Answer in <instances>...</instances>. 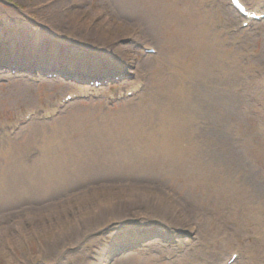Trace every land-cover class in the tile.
I'll return each mask as SVG.
<instances>
[{
    "label": "rangeland",
    "instance_id": "rangeland-1",
    "mask_svg": "<svg viewBox=\"0 0 264 264\" xmlns=\"http://www.w3.org/2000/svg\"><path fill=\"white\" fill-rule=\"evenodd\" d=\"M182 1L207 5L216 21L212 35L217 32L218 49L231 61L232 88L199 83L201 110L177 108L178 126L164 110L165 97L158 108L149 103L175 76L177 64L166 59L180 49L174 21L147 14L140 0H0V54L34 52L43 62L61 57L64 66L78 60L80 69L91 57L102 62L99 70L117 69L121 76L99 96L56 108L67 82H23L0 63V264H223L232 253L231 264H264V20L242 27L237 16L228 20V0L214 6L212 0ZM135 80L143 83L139 92L107 98ZM29 108L39 115L10 130ZM174 127L191 135L182 137ZM151 133L180 156L165 173L150 165L141 171L146 180L125 186L113 177L123 147ZM195 145L209 162L200 171L192 165ZM231 186H247L261 209L234 207ZM48 192L54 197L42 200ZM149 243L154 246L141 252Z\"/></svg>",
    "mask_w": 264,
    "mask_h": 264
},
{
    "label": "bare ground",
    "instance_id": "bare-ground-1",
    "mask_svg": "<svg viewBox=\"0 0 264 264\" xmlns=\"http://www.w3.org/2000/svg\"><path fill=\"white\" fill-rule=\"evenodd\" d=\"M140 1L146 6L145 12L147 14L158 16L159 21H174L175 31L178 33V46L180 48L179 51L175 53V55L166 54V59L168 60L170 65L177 64V67L175 69V76L169 78L171 88L165 92H162V95H160L158 92H155V96L151 99V102L149 103L154 105L155 108H158L159 105L156 103V101L159 98H161L162 100L165 97L166 102H164L163 105L164 110H166V114L170 117L171 121L175 125L180 126L178 121L179 114L177 113V108H181V112L190 111L193 114H197V112H200L201 110V105H203L204 103V98L198 90L199 83H211L215 80L214 82L218 83L219 87H226L228 88V90L232 88V84L228 80V76L230 75L229 73L231 61L227 60V58L223 56L218 49L220 43L217 41V32L215 31L212 35V30L216 25V21L215 19H212V17L207 13L208 9L206 8V4L198 2L185 3L182 0ZM215 3L216 2L212 0L210 2V6H214ZM223 4L224 3H222V5ZM118 6L121 7V4H118ZM226 11L228 13V20L238 16L230 6L226 7ZM233 12L235 14H233ZM202 13H204V15ZM163 17H165L166 19L164 20ZM86 35L91 37V34ZM170 46L172 47L174 46V44L172 43L170 44ZM50 47H53V45ZM51 53H48L47 55H54L58 57L55 51H52ZM58 59H60V61L58 62V68L62 70L63 66L65 65L64 60H62L61 57H58ZM0 61L4 62L2 59H0ZM6 61L7 63H12L14 65L16 64L15 67H18L17 62L15 60H12L11 58H6ZM100 64H102V62H100L98 59H94L91 57L85 60H81V67H83V69L94 68V66L99 68ZM70 66L71 61H69L67 67ZM25 69L26 71H28L29 67ZM20 76H23L21 78V81L28 83L27 75L22 73L16 75V77ZM169 93H173V95L170 96ZM177 93L180 95V97H177ZM38 110V108L35 109V111ZM168 111H170L171 113L174 111V115H171ZM174 128H176V132L177 129L180 132V128ZM191 131L192 130L186 129L183 131L181 129L180 134L182 135V137L183 134L191 135ZM174 133L175 132L173 131L168 132L169 135H173ZM155 134L156 133H151L152 137L146 136L144 134H137L136 138H133L134 147L130 149H126L125 147H123L124 155L121 156L120 165L115 164V173H113V177L116 176L115 178H121L123 182H126L125 186H128L129 184L133 183L134 179L135 181H139L143 178H145L146 180L147 175L143 174L141 171L145 168L148 169L147 167L150 165L153 168H160L161 170H167L166 167L171 166L172 158L176 159L180 156V153L176 151L175 158L173 156V148L168 149L166 143L162 141L157 142L155 138L154 140H152ZM209 146L210 144L208 145V147ZM202 149L203 148L198 147L197 145L191 148V154L193 156V169H196L198 171L202 170L209 164V162H202ZM202 156L203 158H205L206 153ZM62 160L63 162L68 163L66 160ZM182 165L189 166L188 164ZM90 172L92 173L91 170ZM163 172L165 173L164 170ZM208 176H212L211 172L208 173ZM125 178H129L131 180L128 181ZM25 194L26 193H22L21 195H19V197H23L24 200H32L34 203L35 201H39V197L37 198V195L33 197V195L25 196ZM47 197L49 199H52L54 195H50V193L48 192V194H44L41 199H48ZM138 198V196H134L131 193V199H133L135 202L141 203ZM228 199L232 201L233 206L236 208L239 207L240 204L244 203L246 208L249 210L248 213L253 212V210L255 209H261V203L254 198L253 194L250 193L247 186H231L229 190ZM40 203H43V201H40ZM141 204H149V201L142 199ZM141 204H133L132 206L140 205L139 207H142ZM109 206L112 210L113 204ZM147 206L149 207L148 210H152L150 204ZM149 245L154 246L153 243L144 244L142 247L139 248L140 251L145 253V249L148 250L149 248L147 246ZM233 263H235V261H233ZM116 264H121V262L119 263L118 261L116 262Z\"/></svg>",
    "mask_w": 264,
    "mask_h": 264
}]
</instances>
